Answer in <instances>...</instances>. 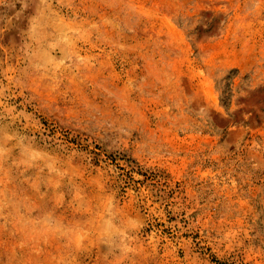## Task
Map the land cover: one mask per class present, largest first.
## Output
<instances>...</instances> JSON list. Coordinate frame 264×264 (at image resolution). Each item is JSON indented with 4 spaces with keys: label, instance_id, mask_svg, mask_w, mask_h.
<instances>
[{
    "label": "rangeland",
    "instance_id": "obj_1",
    "mask_svg": "<svg viewBox=\"0 0 264 264\" xmlns=\"http://www.w3.org/2000/svg\"><path fill=\"white\" fill-rule=\"evenodd\" d=\"M0 264H264V0H0Z\"/></svg>",
    "mask_w": 264,
    "mask_h": 264
}]
</instances>
